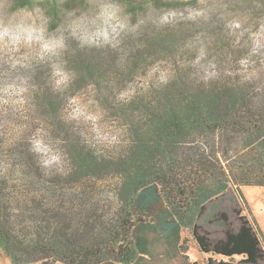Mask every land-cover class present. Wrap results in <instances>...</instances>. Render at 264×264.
I'll list each match as a JSON object with an SVG mask.
<instances>
[{
  "label": "rangeland",
  "instance_id": "obj_1",
  "mask_svg": "<svg viewBox=\"0 0 264 264\" xmlns=\"http://www.w3.org/2000/svg\"><path fill=\"white\" fill-rule=\"evenodd\" d=\"M145 184L177 239L129 217ZM242 218L264 253V0H0V227L22 264H246L191 235ZM128 225L146 246L125 263Z\"/></svg>",
  "mask_w": 264,
  "mask_h": 264
},
{
  "label": "trees",
  "instance_id": "obj_2",
  "mask_svg": "<svg viewBox=\"0 0 264 264\" xmlns=\"http://www.w3.org/2000/svg\"><path fill=\"white\" fill-rule=\"evenodd\" d=\"M204 104L206 110H211V107H209L211 103L205 102ZM243 110H246L243 105L238 107L233 106L228 108L224 114H228L231 112L235 117V114L237 113H239V115L241 112L243 115L246 114V112ZM219 119V117H216L215 121ZM250 119H252V117L248 118V120ZM256 124L257 122L254 124H251L250 122L248 123V125L253 129L255 128ZM242 125L243 123H237V126L239 127H241ZM166 126H168L167 123H158L157 125L150 127L146 134L147 138L149 139L150 137L148 133H152L154 131L157 132L158 127ZM173 127H178L175 128L178 130L180 126L173 125ZM78 160L81 164H84V166H86L88 169L91 168V166H88L84 158ZM161 163L162 162H160L159 164ZM159 169H161V167H159ZM141 180H143L142 177L141 179L134 178V180H132L128 185H135V182L138 183ZM178 194L182 195L183 191H178ZM125 208L127 209L128 213H130L129 217L133 219L137 217V220L143 219L145 223H148L147 226L150 227V229L156 232L157 234L166 237L168 233H171L174 234L175 238L177 239L176 235L178 232V226L177 224L172 222V213L165 206L162 207L160 191L158 190L155 184H145L139 188V191H134L132 197L127 200ZM240 222L241 223L237 231H233L232 229L227 228L224 232L223 238L217 239L215 241L210 240L206 236L207 233H202L201 228L198 225L193 224L191 226V235L198 251L205 255L211 254L227 259L240 256L243 258V261L246 264L258 263L264 258V253L261 249L260 240L246 219L242 218ZM129 228L130 227L128 225V229L125 233L126 237L124 239V246L126 252L122 251L123 249L121 246L123 245H119L118 250L116 252V254H122L120 262L125 263L131 262L132 246H134L135 249L137 248V250L143 252L145 251L146 246V242L143 237H133V241L135 240L134 243L130 241L129 237L133 234V232L136 233V230L134 229V231H130ZM3 233H7V231L4 228L0 227V249L3 251V253L7 256V258L12 264H22V261L17 259V257L13 253L12 248L10 247L9 236L4 235ZM32 254L33 257L38 256L37 260H34L32 263H36L44 259V257L40 258L41 254L39 251H35ZM191 264L197 263L192 262ZM206 264H213L212 259L208 258Z\"/></svg>",
  "mask_w": 264,
  "mask_h": 264
}]
</instances>
